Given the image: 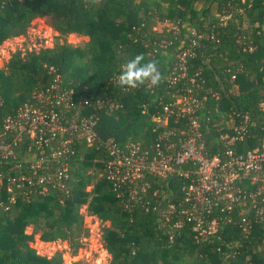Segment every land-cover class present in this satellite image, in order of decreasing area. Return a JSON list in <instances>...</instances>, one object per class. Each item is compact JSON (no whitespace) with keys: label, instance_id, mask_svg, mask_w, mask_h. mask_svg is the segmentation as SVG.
<instances>
[{"label":"trees","instance_id":"16d2710c","mask_svg":"<svg viewBox=\"0 0 264 264\" xmlns=\"http://www.w3.org/2000/svg\"><path fill=\"white\" fill-rule=\"evenodd\" d=\"M40 14L50 16L60 34L81 33L87 40L72 45L63 38L52 47L12 53L0 67V122L24 103H37L38 94L55 83L89 102L78 115L95 114L99 138L87 144L76 132L57 133L38 146L23 135L12 154L0 157V264H60L59 252L39 254L30 242L34 235L74 242L85 230L83 204L108 221L101 240L109 264H264L262 194L230 209L220 210L225 201L213 206L208 219L216 218V233L198 241L184 217L165 210L167 202L183 200L196 163L176 165L166 177L146 173L117 186L107 177L113 157L105 144L112 138L120 148L134 144L151 156L156 142L166 148L159 137L169 132L170 150L179 149L188 116L180 115L174 99L190 88L198 101L194 113L204 156L224 160L228 147L264 149V0H0V43L23 34ZM183 51L185 74L171 83ZM137 54L158 62V86L117 85L121 64ZM240 124V136L227 145L221 136L234 134ZM69 136L68 177L59 187L53 173L61 155L45 162V170L33 172L29 165ZM44 172L51 180L39 182ZM18 174L30 182L8 191L7 176ZM251 175L237 182L246 193L262 184L259 173Z\"/></svg>","mask_w":264,"mask_h":264},{"label":"built area","instance_id":"2783aa9c","mask_svg":"<svg viewBox=\"0 0 264 264\" xmlns=\"http://www.w3.org/2000/svg\"><path fill=\"white\" fill-rule=\"evenodd\" d=\"M225 18V17H224ZM185 51L179 54L177 71L170 76V82L174 83L185 74L184 57ZM177 106L180 115L188 116V128L186 135L180 143V148L170 150L174 142L169 138V132L163 133L159 138L166 144V148L160 146V141L154 145V153L149 156L147 151L138 152L134 144L126 148L118 147L112 138L105 141L108 153L113 157L108 161L107 177L115 185L118 182L140 178L146 173L166 177L171 174L176 165L194 162L196 163L195 177L183 187V200L181 202H167L165 210L167 213L177 211L179 216L185 218L191 224L194 235L198 241H206L216 233V218L208 219V213L213 206L230 209L236 202H245L249 199L254 202L256 195L262 194L264 200V149L254 148L245 152H235L231 147L226 150L227 158L222 160L218 156L206 157L200 151L199 129L196 115L194 113L198 101L187 88L177 95ZM87 100L74 98L71 90H59L52 83L45 91L38 94L37 103H24L17 108L14 115L6 116L0 122V157L5 158L12 154L13 147L24 135L30 142L41 146L47 144L48 138L57 133L71 135L76 132L83 136L87 144L94 143L99 137L95 129L97 117L94 113L78 115L80 107L88 105ZM264 112V103H260ZM165 110L168 106L164 107ZM157 120H160L157 118ZM166 122V118L160 120ZM243 126H234V134H224L221 137L227 145L240 136ZM184 131L181 130L180 133ZM72 138L64 137L59 146L54 148L48 155L39 157L30 162L29 168L33 172L43 168L49 159H57V168L53 173L57 177V185L64 187V179L68 177L66 156L72 151L70 143ZM259 173L261 186L255 192L246 193L237 186L241 175L252 174V178ZM186 174V173H185ZM39 182L51 180V173L44 172L37 178ZM1 181V176H0ZM25 181L30 182L29 177L24 174L8 175L6 188L11 191L12 185L20 187ZM118 186V185H117ZM43 190L46 189L42 186ZM10 200H13L10 197ZM263 212V209H258ZM167 216V215H166ZM176 225H179L176 220Z\"/></svg>","mask_w":264,"mask_h":264},{"label":"rangeland","instance_id":"374dc122","mask_svg":"<svg viewBox=\"0 0 264 264\" xmlns=\"http://www.w3.org/2000/svg\"><path fill=\"white\" fill-rule=\"evenodd\" d=\"M52 19L48 15H37L32 18L26 31L23 34L6 38L0 43V67L5 64L12 53L20 52L26 54L30 51H36L42 47H52L58 40L63 38L72 45H83L87 36L81 33L69 32L60 34L52 25ZM169 27L175 25L170 22H164ZM177 95L174 102L178 104ZM87 189L89 186L86 187ZM83 217L84 232L74 242L67 240H40L38 235H34L30 244L35 248L37 253L51 256L56 252L61 254L62 261L60 264H109L110 254L103 247L101 233L108 221L101 220L95 214H91L86 204L79 208ZM25 231L30 233L32 226L27 225Z\"/></svg>","mask_w":264,"mask_h":264},{"label":"clouds","instance_id":"9594fccd","mask_svg":"<svg viewBox=\"0 0 264 264\" xmlns=\"http://www.w3.org/2000/svg\"><path fill=\"white\" fill-rule=\"evenodd\" d=\"M163 80L160 67L156 60L145 62L143 54H137L120 66L116 83L120 87L135 89L141 85L158 86Z\"/></svg>","mask_w":264,"mask_h":264}]
</instances>
